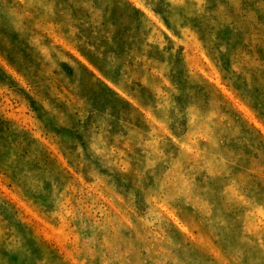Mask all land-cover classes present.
<instances>
[{
    "label": "rangeland",
    "instance_id": "rangeland-1",
    "mask_svg": "<svg viewBox=\"0 0 264 264\" xmlns=\"http://www.w3.org/2000/svg\"><path fill=\"white\" fill-rule=\"evenodd\" d=\"M0 264H264V0H0Z\"/></svg>",
    "mask_w": 264,
    "mask_h": 264
}]
</instances>
